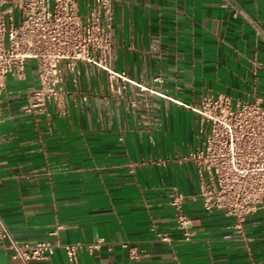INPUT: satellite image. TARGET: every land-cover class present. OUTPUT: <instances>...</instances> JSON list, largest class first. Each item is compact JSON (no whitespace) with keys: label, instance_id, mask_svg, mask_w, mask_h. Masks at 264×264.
I'll return each instance as SVG.
<instances>
[{"label":"crops","instance_id":"crops-1","mask_svg":"<svg viewBox=\"0 0 264 264\" xmlns=\"http://www.w3.org/2000/svg\"><path fill=\"white\" fill-rule=\"evenodd\" d=\"M264 27V0H238ZM114 66L147 90L113 95L106 73L80 62L58 88L67 113H26L37 86L8 77L0 123V220L18 240H51L35 264H264V208L205 210L181 156L201 146L194 107L207 94L264 104V42L222 0H114ZM185 219V221H183ZM187 221V222H186ZM0 238V264H17ZM78 244L69 259L66 245Z\"/></svg>","mask_w":264,"mask_h":264},{"label":"built area","instance_id":"built-area-1","mask_svg":"<svg viewBox=\"0 0 264 264\" xmlns=\"http://www.w3.org/2000/svg\"><path fill=\"white\" fill-rule=\"evenodd\" d=\"M222 2L264 42V27L258 19L238 0ZM113 6L114 0H0V123L8 77L25 80L29 61L38 85L26 93V113L49 117L54 105L65 115L58 84L64 71H74L80 62L98 65L113 95L123 97L130 85L137 86L138 93L147 90L126 69L114 66ZM194 109L202 144L180 159L196 166L199 189L188 197L172 188L170 203L178 217L183 218L187 198L200 201L205 210L219 209L239 218L264 208V104L234 102L231 95L218 92L202 96ZM0 238L17 264L47 260L58 246L45 239L18 240L1 220ZM78 246H65L69 259L76 258Z\"/></svg>","mask_w":264,"mask_h":264}]
</instances>
